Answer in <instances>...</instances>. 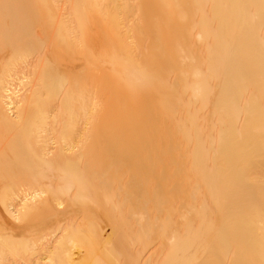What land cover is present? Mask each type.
Here are the masks:
<instances>
[{
	"label": "bare ground",
	"instance_id": "1",
	"mask_svg": "<svg viewBox=\"0 0 264 264\" xmlns=\"http://www.w3.org/2000/svg\"><path fill=\"white\" fill-rule=\"evenodd\" d=\"M0 264H264V0H0Z\"/></svg>",
	"mask_w": 264,
	"mask_h": 264
},
{
	"label": "rangeland",
	"instance_id": "2",
	"mask_svg": "<svg viewBox=\"0 0 264 264\" xmlns=\"http://www.w3.org/2000/svg\"><path fill=\"white\" fill-rule=\"evenodd\" d=\"M50 236H51L50 239H48L47 241H51L53 239V236L52 235H50Z\"/></svg>",
	"mask_w": 264,
	"mask_h": 264
}]
</instances>
